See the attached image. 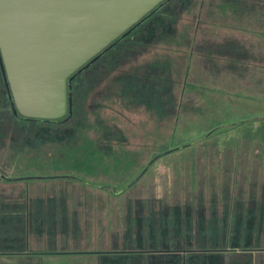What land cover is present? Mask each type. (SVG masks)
<instances>
[{"label": "rangeland", "instance_id": "374dc122", "mask_svg": "<svg viewBox=\"0 0 264 264\" xmlns=\"http://www.w3.org/2000/svg\"><path fill=\"white\" fill-rule=\"evenodd\" d=\"M199 2L170 0L133 39L85 70L71 121L28 127L21 138L0 131V147L17 149L2 155L53 165L76 162L79 150L124 149L86 162L85 171L95 176L74 177L130 191L115 195L83 182L78 197H68L71 205L92 214H171L177 227L188 214H236L228 247L264 250V118L215 127L196 140L173 135ZM148 150L152 154L144 156ZM140 155L143 166L136 163ZM69 173L65 166L63 175Z\"/></svg>", "mask_w": 264, "mask_h": 264}, {"label": "crops", "instance_id": "0c3cea01", "mask_svg": "<svg viewBox=\"0 0 264 264\" xmlns=\"http://www.w3.org/2000/svg\"><path fill=\"white\" fill-rule=\"evenodd\" d=\"M199 4L173 130L185 140L264 118V0ZM5 150L17 149L0 147V264H157L161 257L176 255L170 249L168 214H92L68 201L78 197L84 182L74 176L93 175L85 171L86 162L124 149L79 150L76 162L62 159L53 165L29 157L11 162L2 155ZM143 155L136 162L141 166ZM65 166L72 174L63 175ZM84 183L115 195L130 191ZM189 254H181L185 263L264 264V250L255 248L205 253L193 262Z\"/></svg>", "mask_w": 264, "mask_h": 264}, {"label": "water", "instance_id": "95a60500", "mask_svg": "<svg viewBox=\"0 0 264 264\" xmlns=\"http://www.w3.org/2000/svg\"><path fill=\"white\" fill-rule=\"evenodd\" d=\"M169 0H0V69L13 114L73 117L72 81Z\"/></svg>", "mask_w": 264, "mask_h": 264}, {"label": "trees", "instance_id": "16d2710c", "mask_svg": "<svg viewBox=\"0 0 264 264\" xmlns=\"http://www.w3.org/2000/svg\"><path fill=\"white\" fill-rule=\"evenodd\" d=\"M104 56V55H103ZM102 56V57H103ZM79 78L76 82L72 83V109H75V97L78 95V86ZM258 120V119H257ZM47 124L43 122H26L22 121L18 118H14L10 110L9 100L6 94L5 85L3 76L0 69V131L4 134V136L9 137L12 136L14 138H21L25 129L28 127L36 128V125ZM33 128V129H34ZM28 179L33 178L32 176L27 177ZM65 177L63 179H67ZM52 179V178H46ZM57 179V178H56ZM61 179V178H58ZM71 179V178H70ZM264 180V178H263ZM260 184V183H258ZM259 187V186H258ZM264 187V183L260 184V188ZM193 219L191 222V228L197 225L196 214H192ZM213 222V223H211ZM235 222V214H215V217L212 218L211 214H205V220L203 227L205 228L204 237L205 241L201 243V234L199 231L195 229L189 230L187 232L188 235L191 236V241L189 245L183 244L184 241L182 238L185 237L186 233L183 230H180L177 234L179 240L175 245L170 243V249L174 250V256H169V260L166 257H161L157 264H192L191 262H186L181 257L183 252L190 253L189 258L192 259V262L195 259H198L202 254H211L219 251H225L228 247L225 245L226 242L232 239L233 232L232 228ZM182 226V225H181ZM214 226L215 231H210V227ZM216 245V246H215ZM170 250V251H171Z\"/></svg>", "mask_w": 264, "mask_h": 264}, {"label": "flooded vegetation", "instance_id": "af4514ba", "mask_svg": "<svg viewBox=\"0 0 264 264\" xmlns=\"http://www.w3.org/2000/svg\"><path fill=\"white\" fill-rule=\"evenodd\" d=\"M170 1V0H169ZM169 1L161 8V9H163L168 3H169ZM160 9V10H161ZM160 10L159 11H157L153 16H151L146 22H144L142 25H140L139 27H137L136 29H134L131 33H129L127 36H125V37H123L115 46H117L118 44H120V43H128V41H130L131 39H133V37H134V35H135V33L136 32H138L139 31V29L142 27V26H144V24H146L152 17H154V16H156L159 12H160ZM114 46V47H115ZM113 47V48H114ZM113 48H111V49H113ZM110 49V50H111ZM109 50V51H110ZM108 51V52H109ZM81 75H79L78 77H76L73 81H72V83L73 82H76L77 81V79L80 77ZM5 85V84H4ZM72 86V85H71ZM5 90H6V88H5ZM6 94H7V91H6ZM7 97H8V94H7ZM72 97H73V93H72ZM8 100H9V97H8ZM9 104H10V100H9ZM10 110H11V113H12V115L14 116V118H17L14 114H13V112H12V109H11V105H10ZM72 112H73V109H72ZM72 119H73V117H72ZM71 119V120H72ZM70 120V121H71ZM69 122V121H68ZM43 123H47V124H57V125H64V124H66V123H64V124H60V122H43ZM11 138V137H10ZM149 165V164H148ZM139 179V178H138ZM264 188V187H263ZM262 202H264V201H262ZM140 212H141V210H140ZM153 211H150V210H147L144 214H155L154 212L152 213ZM257 213V211H254V212H252V214H256ZM210 214V213H209ZM216 214H221V211H217L216 212ZM264 214V213H263ZM169 215V220H170V224L169 225H171L172 226V228L170 229V231H172V234H170L169 235V242L171 243V244H173V245H175L176 244V242L179 240V238H178V232L180 231V230H183V231H185V233H186V235H185V237L184 238H182V240L184 241V245H185V247H187L186 245H189L190 244V241H191V236L190 235H188L187 234V232H189V230H190V228H191V222H192V219H193V215L192 214H188L187 215V218L185 219V217L184 216H181L180 218H179V221H178V227H177V225L175 226V223L174 222H172L171 221V214H168ZM199 214H196V219H197V225L194 227H192L191 229H195L196 231H199L200 232V234H201V243H203L204 241H205V237H204V232H205V228L204 227H202V226H200V224H201V222H203L204 220H205V214H203V216L202 217H200L199 218V216H198ZM212 215V214H211ZM236 215V214H235ZM183 219H184V223H183ZM173 220H175L174 218H173ZM235 223V222H234ZM184 224V225H183ZM182 225V226H181ZM233 229V228H232ZM210 231H215V230H213V228H210ZM235 234V231L233 232V235ZM230 241L231 240H229L228 242H226V246L228 247V245L230 244ZM216 246V245H215ZM227 249H230L229 247L227 248ZM219 252H221V251H219ZM183 253H185V252H183Z\"/></svg>", "mask_w": 264, "mask_h": 264}]
</instances>
